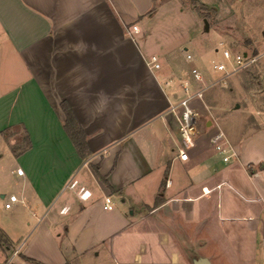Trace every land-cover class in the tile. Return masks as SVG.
<instances>
[{
	"label": "crops",
	"instance_id": "1",
	"mask_svg": "<svg viewBox=\"0 0 264 264\" xmlns=\"http://www.w3.org/2000/svg\"><path fill=\"white\" fill-rule=\"evenodd\" d=\"M166 1L0 0V226L12 241L0 264H264V169L249 171L264 156L245 160L232 136L237 155L225 162L208 121L190 159L179 157L171 83L189 75L191 50L156 68L139 36ZM25 135L30 147L16 155ZM11 193L19 202L6 209Z\"/></svg>",
	"mask_w": 264,
	"mask_h": 264
},
{
	"label": "rangeland",
	"instance_id": "2",
	"mask_svg": "<svg viewBox=\"0 0 264 264\" xmlns=\"http://www.w3.org/2000/svg\"><path fill=\"white\" fill-rule=\"evenodd\" d=\"M191 5L196 6L197 9H193ZM203 5L208 8L198 11L200 6L204 7ZM214 6L219 8L218 12L213 10ZM152 23L154 24L152 33L148 35L141 33L139 36L147 52L156 55L162 67L170 57L180 56L181 48L187 46L208 77L215 81L206 90L203 100L195 99L191 103L200 112L199 131L204 128L208 130L206 123L211 121L209 128L215 126L213 133L220 128L230 141V137L233 136L244 142L245 160L250 158L256 161L262 158L264 156V0H204V2L168 0L158 9V16ZM221 41L233 51L254 53L259 59L250 67L224 77L223 73L212 69L213 60H224L223 48L219 46ZM171 84L180 95L176 101H180L185 96L183 80L175 78ZM262 164L264 162L257 166H249V171L251 167L259 169ZM222 166L221 163L220 168ZM181 170V167L177 166L174 173L175 177H178L176 180L182 182L184 178L181 180L183 176ZM68 200L69 191L65 194V201ZM125 207V213L131 216L132 208L129 204ZM12 234L16 236V233Z\"/></svg>",
	"mask_w": 264,
	"mask_h": 264
},
{
	"label": "built area",
	"instance_id": "3",
	"mask_svg": "<svg viewBox=\"0 0 264 264\" xmlns=\"http://www.w3.org/2000/svg\"><path fill=\"white\" fill-rule=\"evenodd\" d=\"M134 31H138V26H133ZM222 49L223 61L213 60L212 69L224 74V77L230 75L241 69H246L253 65L259 56L254 53L233 51L224 41L219 43ZM219 50V48H217ZM186 61L193 63L189 75L180 77L183 80V90L185 96L178 102L177 105L171 107V111L176 115L180 138L182 141L179 147V157L187 161L190 159V149L195 145V135L199 132V116L200 112L191 103L195 99L203 100L206 90L214 84L215 81L211 80L202 66L199 64L198 59L188 49L183 50ZM154 66L160 68L161 65L158 62V57L154 55L152 57ZM212 142L218 153L223 155L225 162H229L233 156L237 153L232 146L226 133L219 129L214 133ZM18 174L23 175V169H18ZM19 202V197L16 193H11L5 202V208L11 209ZM105 209H113V200L111 197L106 198ZM19 254V249L14 251V255Z\"/></svg>",
	"mask_w": 264,
	"mask_h": 264
},
{
	"label": "trees",
	"instance_id": "4",
	"mask_svg": "<svg viewBox=\"0 0 264 264\" xmlns=\"http://www.w3.org/2000/svg\"><path fill=\"white\" fill-rule=\"evenodd\" d=\"M204 7L200 6L198 11L199 10L204 11V9L208 8L207 6H204ZM61 108L65 115L64 127L68 135L71 137L72 141L74 142L82 158L83 159L88 158L89 156L92 155V151L88 146L86 133L80 126L71 105L69 104L67 100H63L61 101ZM4 134H5V137L8 139L15 133L13 132L11 128H7L4 130ZM29 147H30V139L28 135H25L23 138V143L13 146L12 150L16 155H20L22 152H24ZM256 169L257 168L255 167L254 168L251 167L250 172L253 173L256 171ZM259 169H264V164L260 165ZM96 170L98 171L97 168ZM162 200L163 199L159 198L156 204L159 205L162 202ZM0 246L3 248H12V241L10 240L7 233L4 231V229L1 226H0ZM65 264H71V263L67 262Z\"/></svg>",
	"mask_w": 264,
	"mask_h": 264
},
{
	"label": "water",
	"instance_id": "5",
	"mask_svg": "<svg viewBox=\"0 0 264 264\" xmlns=\"http://www.w3.org/2000/svg\"><path fill=\"white\" fill-rule=\"evenodd\" d=\"M207 25L209 26L208 21L206 20ZM211 124V121L208 123ZM195 264H213L208 258L202 257L195 260Z\"/></svg>",
	"mask_w": 264,
	"mask_h": 264
}]
</instances>
